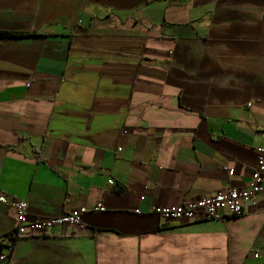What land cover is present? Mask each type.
<instances>
[{
    "label": "crops",
    "instance_id": "0c3cea01",
    "mask_svg": "<svg viewBox=\"0 0 264 264\" xmlns=\"http://www.w3.org/2000/svg\"><path fill=\"white\" fill-rule=\"evenodd\" d=\"M0 31L24 32L0 36V192L29 219L106 206L0 264H264V192L238 216L152 213L251 181L264 0H0ZM14 222L0 204V237Z\"/></svg>",
    "mask_w": 264,
    "mask_h": 264
},
{
    "label": "built area",
    "instance_id": "2783aa9c",
    "mask_svg": "<svg viewBox=\"0 0 264 264\" xmlns=\"http://www.w3.org/2000/svg\"><path fill=\"white\" fill-rule=\"evenodd\" d=\"M264 136V127L262 130ZM231 176L234 170L224 165ZM264 144L256 149V164L253 166L251 181L242 188L224 187L217 192L202 195L172 206L158 205L152 213L166 218V220L186 219L188 221L202 219H221L224 215L238 216L245 212L250 204H254L256 197L264 192ZM110 185L114 184L112 178L108 179ZM0 204H7L15 213L13 230L6 236L0 237V261H7L9 253L13 250L14 241L18 238H30L57 234L65 226L84 227L82 218L84 213L93 211H106L103 202H97L92 207L86 205L65 212L61 216L45 219H29L27 216V200L0 192ZM5 247L6 250L1 249Z\"/></svg>",
    "mask_w": 264,
    "mask_h": 264
},
{
    "label": "trees",
    "instance_id": "16d2710c",
    "mask_svg": "<svg viewBox=\"0 0 264 264\" xmlns=\"http://www.w3.org/2000/svg\"><path fill=\"white\" fill-rule=\"evenodd\" d=\"M24 35V32H12V31H0V36H22Z\"/></svg>",
    "mask_w": 264,
    "mask_h": 264
}]
</instances>
